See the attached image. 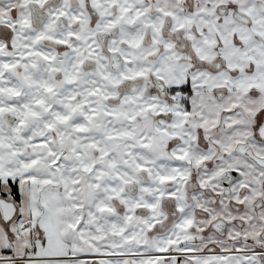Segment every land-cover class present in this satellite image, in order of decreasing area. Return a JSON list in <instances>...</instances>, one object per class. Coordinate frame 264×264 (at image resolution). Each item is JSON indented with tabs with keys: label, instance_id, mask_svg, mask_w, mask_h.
I'll list each match as a JSON object with an SVG mask.
<instances>
[{
	"label": "snow or ice",
	"instance_id": "1",
	"mask_svg": "<svg viewBox=\"0 0 264 264\" xmlns=\"http://www.w3.org/2000/svg\"><path fill=\"white\" fill-rule=\"evenodd\" d=\"M0 264H264V0H0Z\"/></svg>",
	"mask_w": 264,
	"mask_h": 264
}]
</instances>
